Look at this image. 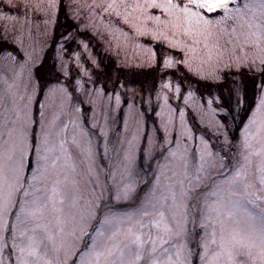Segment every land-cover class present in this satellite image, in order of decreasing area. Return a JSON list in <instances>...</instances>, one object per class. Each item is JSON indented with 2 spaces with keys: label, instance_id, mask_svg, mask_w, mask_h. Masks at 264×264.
Here are the masks:
<instances>
[{
  "label": "snow or ice",
  "instance_id": "1",
  "mask_svg": "<svg viewBox=\"0 0 264 264\" xmlns=\"http://www.w3.org/2000/svg\"><path fill=\"white\" fill-rule=\"evenodd\" d=\"M0 32V264H264V0H0ZM87 32L142 55L113 80Z\"/></svg>",
  "mask_w": 264,
  "mask_h": 264
},
{
  "label": "rangeland",
  "instance_id": "2",
  "mask_svg": "<svg viewBox=\"0 0 264 264\" xmlns=\"http://www.w3.org/2000/svg\"><path fill=\"white\" fill-rule=\"evenodd\" d=\"M89 34V38L95 39L93 41V45L94 47H98V50L101 51L102 54L106 55L108 58H112L114 60H116L118 62L119 65H121L124 62H130L135 60L137 57H139L140 55H142L141 50L137 49L134 45V43L132 42H126L123 41L122 38H110L112 41V48L109 49L108 44L105 43L103 40H101L99 37H95L92 35L91 32H87ZM0 35H2V32H0ZM83 37L85 39V42H88L89 39L87 38L86 34H83ZM49 37L44 35L42 31H37L35 28H33V35L31 38H29L27 36V34L25 35V42L26 44H34L35 47L37 48V51L39 52L41 50V48H46L47 42L49 41ZM143 39V38H141ZM148 43H150V41H147ZM98 46H97V45ZM117 45H119V48L117 49ZM89 50L91 51V48L89 47ZM92 52V51H91ZM94 55V54H93ZM90 66L91 63L87 62V66ZM133 68H135V66L133 65ZM10 72L11 69H5L2 64H0V75H2L5 72ZM82 98V97H81ZM255 100V97H254ZM155 104V100L153 101ZM255 102V101H254ZM54 107H57L59 104V101L56 100L55 98H53V100L50 102ZM113 105H114V100H113ZM108 104V100L107 97H103V98H95V105L97 108V117L99 118V113L101 110L105 109L106 106ZM85 108H89L88 104L84 105ZM192 115V117H194L195 121L197 122V124L199 125V132H197V135H200L204 129L202 128L201 124L198 122V118L196 113L193 111L192 107H189L187 109V114H186V119L189 122V118L188 116ZM88 116H91V111L88 112ZM205 121H207V119H209V117L205 116L204 117ZM190 125V122H189ZM191 126V125H190ZM238 136V134H237Z\"/></svg>",
  "mask_w": 264,
  "mask_h": 264
},
{
  "label": "trees",
  "instance_id": "3",
  "mask_svg": "<svg viewBox=\"0 0 264 264\" xmlns=\"http://www.w3.org/2000/svg\"><path fill=\"white\" fill-rule=\"evenodd\" d=\"M85 34H86L87 38L89 39V41L87 43L89 44V47L91 48L92 53L94 54V56L98 57V59L101 61L102 68L104 70H106L107 74L110 75L113 80L116 79V77L119 73L127 71V69H122L116 60H114L112 58H108L106 55L102 54L100 50H98V47H96V46L94 47L93 41L95 39L89 38L88 33H85ZM0 46H4V45H0ZM7 46L13 47L12 45H7ZM157 50H159V49H157ZM53 52H54V49L46 50L44 52V54L50 56L53 54ZM88 67L91 68L92 65H90V66L88 65ZM131 71L140 73L139 75H137L135 77L137 87L140 84H145L147 86L152 80V75L149 73L148 69L141 70V69L132 68ZM101 75H104V72H101ZM190 79L193 80V87L198 88L200 93H205L207 91V89L204 87V85H205L204 81H196L194 77H190ZM250 97H251L250 103L254 106V104H255V102H254L255 101L254 100L255 90L254 89H252L250 91ZM188 118H189L188 120L190 122L191 127L195 130L196 133L199 132V129H200L199 125L195 121L194 117H192V115L189 114ZM235 134L237 135L238 132Z\"/></svg>",
  "mask_w": 264,
  "mask_h": 264
}]
</instances>
